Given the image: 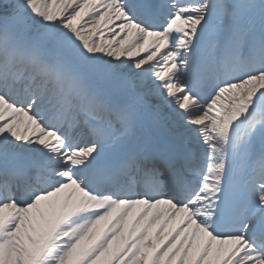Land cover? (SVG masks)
I'll return each mask as SVG.
<instances>
[{
    "label": "snow or ice",
    "instance_id": "snow-or-ice-1",
    "mask_svg": "<svg viewBox=\"0 0 264 264\" xmlns=\"http://www.w3.org/2000/svg\"><path fill=\"white\" fill-rule=\"evenodd\" d=\"M0 264H264V0H0Z\"/></svg>",
    "mask_w": 264,
    "mask_h": 264
}]
</instances>
